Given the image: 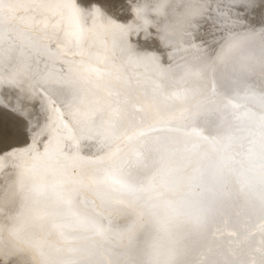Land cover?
Instances as JSON below:
<instances>
[{
  "label": "snow or ice",
  "instance_id": "snow-or-ice-1",
  "mask_svg": "<svg viewBox=\"0 0 264 264\" xmlns=\"http://www.w3.org/2000/svg\"><path fill=\"white\" fill-rule=\"evenodd\" d=\"M166 8L156 11L155 6L146 5L143 11L166 21ZM219 9V4L213 8V0H201L185 15V22L191 27ZM98 15L97 10L81 8L77 0H0V90L8 87L23 93L27 89L31 98H39L44 116L31 144L0 156V164H7L14 155L25 161L12 165L17 169L22 203L6 224L0 223V253L8 247L31 256L38 264H182L181 234L186 226L205 227L215 200L228 194L223 189L227 178L236 173L231 165L236 163L237 144L247 146L246 156L252 165L247 173H239L246 182L242 189L258 185L259 208L264 214V28L240 34L233 30L238 21H229L227 14L221 13L228 34L217 60L239 49L242 35L244 39L260 38L258 55L253 52L241 59L228 86L215 79L216 60L204 68L185 65L182 69L181 79H203L210 74V87L185 88L169 97L163 85H157L166 98L187 101L190 96H200L186 109L183 127L167 129L188 138L190 144L186 141L181 147L175 140L152 136L163 128L127 133L124 121L131 81L126 66L147 62L151 71L159 68L160 75L172 71L173 66L165 69L157 58L137 52L128 43L131 30L112 24L106 30L114 37L113 47L119 46L126 56L125 63H117L115 52L112 56L93 54L97 31L89 19L95 21ZM85 55H95L99 65L108 67L86 63ZM57 64L62 67L58 69ZM113 69L123 92L101 83ZM81 81L105 93L108 118L102 117L100 123L97 116L101 112L91 105L100 104L102 98L87 100L77 87ZM121 136L130 145L123 155L119 145L112 147ZM85 144H94L101 154H84ZM85 165L97 166L87 183ZM37 170L58 177L47 190L69 210L59 220L56 212L30 215L26 211L25 205L36 202L46 190L36 183ZM81 190L94 191L101 205L116 215L96 212L87 216L76 211Z\"/></svg>",
  "mask_w": 264,
  "mask_h": 264
},
{
  "label": "rangeland",
  "instance_id": "rangeland-1",
  "mask_svg": "<svg viewBox=\"0 0 264 264\" xmlns=\"http://www.w3.org/2000/svg\"><path fill=\"white\" fill-rule=\"evenodd\" d=\"M82 1V2H81ZM92 0H85L84 2H83V0H77V3L78 4H80L79 6L81 7V8H83V9H88V10H97L98 11V13H99V15H98V17L95 19V21H97V22H95V26H96V31H98L97 32V35H96V37H95V42L93 43V45H92V48H91V52L93 51V52H95L96 53V49H98V51L97 52H100V51H104V49H106L104 52H100V53H102V54H100L101 56H103V55H107V56H112V54H113V52L115 51L116 52V50H117V52L116 53H118L119 55H117L116 53H115V55H116V58H117V63L119 62V61H121V62H119V63H125V61H126V56H124V54L123 53H121V51H120V48H119V46H116L115 48L113 47V39H114V37H112L113 35L110 33V32H108L106 29L108 28V26H109V24H112V25H118V26H122L123 28H125L126 30L127 29H130L132 32V34H131V39H128V43H130L131 42V45L134 47V48H136L135 50L137 51V52H139V53H142L141 51H144L145 50V52H143V54H146V52H147V54L148 55H150V56H153L154 54H155V56H153V57H157V59H158V61H159V65L160 66H162L163 68H165V69H167L168 67H169V65H171V64H173L175 67H173V71L171 72H167L166 73V75L164 74V76L163 75H160L159 74V68L157 69L158 70V72H157V70L155 71V72H153V71H151L150 69H149V67H151L150 65H148V63L147 62H142V63H140V64H128L127 66H126V68H125V73H126V75H127V73L129 74V75H127V77L129 78V79H131L134 83H138L139 82V77H140V79H142L143 78V80H145L147 83H149L152 87H154V88H157V85L158 84H160V85H163V92L164 93H173V92H176V91H179V90H181V89H185V88H187V89H193V90H195V88L196 89H202V87H203V89L204 88H206V87H204V86H207V85H205L204 83L206 82V84H207V81H204V78L201 80V79H199L198 80V78L196 77V79L197 80H193L194 78L193 77H195V76H189L188 78H186V79H181V77H182V75H183V72H182V69H183V67L185 66V65H190L193 69H197V68H204L205 67V65H207V64H209V62H211V61H213V60H216V56H218V53H219V51H220V49H221V47L224 45V43L223 42H225V35L227 36V34H228V32H227V30H225L224 31V33L223 34H221V35H217L216 37H214V38H216V39H214L215 41V43L218 41V37H220L221 39H222V41H221V39H219V43L217 42L215 45H214V42L213 43H209V45L208 46H206V50L208 49V48H212L213 49V47H216L217 48V46L220 48H214L215 50H211V49H208L209 50V52L207 53L206 52V50H205V54L204 55H202L201 57H198V58H195V59H190L189 61H187V63H186V61L185 62H182L181 64H180V62L178 61L177 62V59L179 58V57H177V55H179V54H181V53H177L176 55H174V56H171V57H167L168 59L169 58H171L170 60H168V61H166V58L164 59L163 58V55H164V52H161V50H165L166 51V48H163L162 46H164V45H168L172 40H169V39H167V38H165V39H162L161 38V36H163V35H165V34H168V33H170V31L168 30L169 29V24H168V22H167V20L165 21L163 18H161V17H156V15L155 14H152V15H145V12L143 11L144 9H145V6L146 5H153V6H155L156 7V5H157V2H155V0H153L154 1V4H153V1L152 0H93L94 1V3L96 4V3H101L102 5H97L96 4V6H94L93 7V5L91 4V3H93V1L91 2ZM164 1H166V0H163V5H164V3L166 4V2H164ZM199 1V3L201 2V0H197V2ZM226 1V2H225ZM231 1H233V0H229V1H227V0H213V4H214V6H216L217 4H220L219 6H220V9H219V13H220V11H221V13L224 11V7L226 8L225 10L226 11H224L225 12V14H228L227 16H228V18H230L229 19V21H237V19H238V22L239 21H241V20H247V18H253L254 17V20L256 21L258 18H262V19H258L257 21H256V24H254L253 25V22H255L254 20H253V22L251 23L250 21H251V19L249 20H247V22H248V24L245 26L244 24L245 23H242V24H240V25H235V26H237L235 29H237L238 27L240 28L241 27V29H237L236 30V32H238L239 33V31H240V34H243V33H245V32H248L250 29H251V31H255V32H257L258 33V30H260L259 28H264V21H263V23L261 24V22H262V20L264 19V13H263V9H264V3L261 5V1H263L264 2V0H257L258 1V4L260 3V5H258L257 4V1L256 2H253L254 0H235V1H233V2H235V3H233V2H231ZM250 1V2H249ZM260 1V2H259ZM81 2V3H80ZM219 2V3H218ZM87 3V4H86ZM160 3H161V0H160ZM221 3H222V6H221ZM225 3H227V4H225ZM249 3V4H248ZM85 4V5H84ZM178 4V0H167V8L165 9V10H167L168 11V9H174L175 10V12L176 13H178V6L179 5H177ZM239 4V5H238ZM243 5V6H241V5ZM258 5L259 7L260 6H263L261 9V11L259 12L258 10H260V8H258V6H254V5ZM84 5V6H83ZM88 5V6H87ZM90 5V6H89ZM235 5H237V6H235ZM87 6V7H86ZM93 8H92V7ZM213 6V7H214ZM239 6V7H238ZM250 6V7H249ZM239 8V10L238 9H235V8ZM242 7L244 8L243 9V13H241V12H239V11H242ZM254 7V8H253ZM97 8V9H96ZM163 8H165V5H164V7ZM216 8V7H215ZM214 8V9H215ZM230 8V9H229ZM257 8V9H256ZM137 9H140L141 11H137ZM223 9V10H222ZM247 9H248V11H247ZM255 9V11H256V13H255V11H253ZM232 10H234V11H232ZM249 10H250V14H249ZM237 11V12H236ZM251 11H253L256 15L257 14H260L261 12V14H260V16L259 15H257V16H255V14L254 15H252V13H251ZM216 12V11H215ZM228 12V13H227ZM235 12V13H234ZM244 12L245 13H248V14H244ZM257 12H259V13H257ZM216 13H218V12H216ZM238 13V14H237ZM240 13L242 14V15H240ZM229 14H230V16H229ZM232 14H234V15H238V16H241V18L240 17H238V16H235V17H233V15ZM101 15V16H100ZM232 15V16H231ZM243 15H251V16H249V17H247L246 16V18L244 19V17H243ZM155 16V17H154ZM263 16V17H262ZM99 17L101 18L102 17V19L100 20L99 19ZM232 17V18H231ZM236 17H238V18H236ZM242 17H243V19H242ZM160 18V19H159ZM256 18V19H255ZM152 19H153V21H152ZM164 21H163V20ZM203 19H205L206 21H208L209 22V20H213L212 22V27H213V33L214 34H210L211 36H214V35H216L217 34V32H219V30H221V29H218V27H219V23L215 20V19H217V18H214V17H210V16H208V15H206L205 17H203V18H200L199 20L201 21V20H203ZM231 19H233V20H231ZM240 19V20H239ZM90 21H89V23L91 22V23H94V21L91 19V17H90V19H89ZM100 20V21H99ZM145 20H148V21H150V25H148V24H145ZM156 20V21H155ZM100 22H101V24H100ZM242 22V21H241ZM90 23V24H91ZM100 25H99V24ZM153 23V24H152ZM164 23V24H163ZM254 27V28H251V25ZM258 23V24H257ZM157 24V25H156ZM259 24H261L260 26H259ZM103 27H102V26ZM135 27H134V26ZM243 27H242V26ZM248 25H249V28H248ZM258 25V26H257ZM262 25H263V27H262ZM100 28H98V27ZM147 26V27H146ZM159 26V27H158ZM230 26V25H229ZM256 26L258 27V28H256ZM129 27H131V28H129ZM151 27V28H150ZM154 27V28H153ZM157 27V28H156ZM210 27V26H209ZM244 27H246V28H244ZM148 28V29H147ZM188 28V29H187ZM242 28H244V29H242ZM227 29V28H226ZM235 29H233V30H235ZM257 29V30H256ZM104 32H103V31ZM137 30V31H136ZM139 30V31H138ZM189 30V32H190V34L191 35H193L194 36V32H195V30L196 29H194V28H192V26L191 27H186L185 28V30H183V31H181V33L182 32H184V31H188ZM156 31H158V32H156ZM198 33H200V31L197 29L196 30ZM217 31V32H216ZM243 31V32H242ZM102 32V33H101ZM135 32V33H134ZM159 32H161V33H159ZM225 32H227V33H225ZM104 33V34H103ZM134 33V34H133ZM141 33V34H140ZM154 33H156V34H154ZM100 34V35H99ZM139 35V36H138ZM138 36V37H137ZM152 36H154V39L155 40H153V38H152ZM183 36H185V35H183ZM132 37H134V39L132 38ZM160 37V42H157L158 40V38ZM259 36L257 35L255 38H252V39H250V37H248V38H246V39H244L243 38V35H242V39L244 40V42H243V44H242V46L239 48V49H237V50H235L234 52H232L231 54H228V55H226V56H224L223 58H221V59H219V62L216 60V64H215V74L220 70V68H222V69H224V67L225 68H227L226 70H227V72L228 71H230L229 73H227V72H225L224 70H222V73L219 71L217 74H219V80H222L221 78H222V76H223V74L225 75L224 77H223V80L222 81H220V83L222 84V86H228L229 84H230V82H231V77L232 76H234V74H235V68L238 66V63H240L241 62V59L243 58V57H245V56H248L249 54H251V53H253V52H255V53H257V55H258V52H259V45H260V38H258ZM129 38H130V36H129ZM135 38H137V39H139V41H136L135 40ZM186 38H189L187 35H186ZM140 39H141V41H140ZM250 39V40H249ZM146 40H147V42L148 43H146ZM188 40H192L191 38L190 39H188ZM248 40V41H247ZM258 40H259V42H258ZM133 41V42H132ZM145 41V42H144ZM221 41V42H220ZM138 42H140V43H138ZM154 44H153V43ZM156 42V43H155ZM192 42V41H191ZM100 43V44H99ZM136 43L137 44H140V45H136ZM145 45H144V44ZM157 43H159V44H157ZM194 43V42H193ZM222 43V44H221ZM256 43H257V45H256ZM135 44V45H134ZM142 44V45H141ZM158 45L157 46V48H156V45ZM194 44H196V43H194ZM212 44H213V46H212ZM221 44V45H220ZM254 44V45H253ZM98 45V46H97ZM150 47H153L152 49H155V51L154 50H152V49H150L149 48V46ZM160 45V46H159ZM108 46H112V48L111 47H108ZM154 46H155V48H154ZM212 46V47H211ZM258 46V48H256ZM108 47V48H107ZM139 47V49H142L141 51H139V49H137ZM140 47H142V48H140ZM160 47V48H159ZM255 47V48H254ZM111 49V50H109L108 51V49ZM158 48H159V50H158ZM251 48V49H250ZM146 49H148V50H146ZM249 49V50H248ZM157 50V51H156ZM211 50V51H210ZM257 50H258V52H257ZM150 51V52H149ZM153 51V52H152ZM247 51V52H246ZM249 51V52H248ZM92 52V53H93ZM109 52V53H108ZM120 52V53H119ZM151 52H152V54H151ZM156 52V53H155ZM158 52V53H157ZM168 52V51H167ZM213 52H215L214 54L215 55H213L212 53ZM94 53V54H95ZM160 53V54H159ZM157 54H159V55H157ZM208 54H210V56L211 57H214V58H212V60H210L211 58H210V56L208 55ZM122 55V56H121ZM207 55H208V57H209V59L207 58ZM119 56H120V58H122V60L121 59H119ZM160 56V57H159ZM206 56V57H205ZM174 57H177L176 59H174ZM181 57V56H180ZM125 58V59H124ZM226 58V60H228V61H230L231 62V64L229 63L228 64V66H232V68H231V66H230V70L228 69V66H227V63H226V60H223L222 61V59H225ZM231 58H233V59H231ZM84 59H85V62L86 63H92V64H98V61L96 60V58H95V55H93L92 57H89V56H87V55H85V57H84ZM118 59H119V61H118ZM162 59V60H161ZM240 59V60H239ZM164 60V61H163ZM208 60V61H207ZM161 61V62H160ZM204 61V62H203ZM221 61V62H220ZM240 61V62H239ZM177 63V64H175V63ZM191 62V63H190ZM195 62V63H194ZM223 62H225V64L226 65H222V63ZM183 63H184V65H183ZM207 63V64H206ZM235 63L237 64V65H235ZM196 64V65H195ZM202 64V65H201ZM219 64H221L222 66H224V67H222L221 65H219ZM235 65V67L233 66V65ZM172 65V66H173ZM176 65H180V68L178 69V68H176ZM195 65V66H194ZM98 66H100V67H108V65H99L98 64ZM183 66V67H182ZM219 66H220V68H219ZM32 67H35V65H32ZM40 67H41V69L43 70L44 69V62H43V60H41V64H40ZM56 67L59 69L60 67H62V65H60V64H57L56 65ZM137 67H138V70H136L137 69ZM144 67V68H143ZM218 67V68H217ZM133 68V69H132ZM142 68V69H141ZM148 68V69H147ZM234 68V69H233ZM177 69V70H176ZM181 69V70H180ZM233 69V70H232ZM133 70V71H132ZM141 70H142V72H144L143 74H142V72H141ZM136 71V72H135ZM233 71V72H232ZM149 72H150V74H149ZM157 72V73H156ZM176 74H174V73ZM178 72V73H177ZM223 72H225V73H223ZM133 74V76H132V74ZM148 73V74H147ZM172 73V74H171ZM182 73V74H181ZM227 73V74H226ZM134 74H135V76H134ZM136 74H137V76H136ZM140 74H142V76H140ZM153 74H156V75H158V76H156V75H153ZM179 74V75H178ZM216 74V76L218 77V75ZM115 75H116V72H115V70L113 69L112 70V75L111 76H106L102 81H101V83H114V82H117L116 80H115ZM131 75V76H130ZM148 77H147V76ZM151 75V77H149ZM172 75H174V77L172 76ZM232 75V76H231ZM154 76H156L155 78H154ZM167 76V77H166ZM215 76V78H217ZM258 76H259V73H257V77L255 78L257 81H256V83L258 82V80H259V78H258ZM142 77V78H141ZM145 77V78H144ZM163 77V78H162ZM165 77V78H164ZM191 77V78H190ZM230 77V78H229ZM159 78H161V79H159ZM189 78H190V80H191V82H190V80H189ZM193 78V79H192ZM157 79H159V81L157 80ZM173 79V80H172ZM152 80V81H151ZM154 80V81H153ZM156 80V81H155ZM167 80L169 81V82H167ZM178 80V81H177ZM183 80V81H182ZM187 80V81H186ZM193 80V81H192ZM228 80V81H227ZM165 83H163V82ZM181 81V82H180ZM198 81H200L201 82V84H200V86H198V88H197V85H199V83L197 84V82ZM210 81H211V79H210ZM146 82H144V83H146ZM152 82V83H151ZM153 82H154V84H153ZM162 82V83H161ZM173 82V83H172ZM204 82V83H203ZM223 82H224V84H223ZM260 82V81H259ZM259 82L257 83V84H259ZM156 83V84H155ZM174 83H175V86H174ZM194 83H196L195 85H194ZM203 83V84H202ZM218 84H220L219 82H217ZM228 83V84H227ZM181 84V85H180ZM155 85V86H154ZM185 85V86H184ZM194 85V86H193ZM208 87H210V82L208 83ZM191 86V87H190ZM77 87L79 88V89H81V91H82V94H84V95H87L88 93H89V91L91 90V89H94L93 88V86L91 85V84H89V83H87V82H84V81H81L80 83H78L77 84ZM181 87V88H180ZM8 88V87H7ZM117 88H122V90H123V85H120L119 87H117ZM116 88V89H117ZM167 88V89H166ZM3 89H5L6 90V88H3ZM8 90H9V88H8ZM7 90V91H8ZM96 90V89H95ZM159 90V89H158ZM7 91H4V90H1V93H2V95L4 94L3 92H7ZM11 91H12V93H11ZM161 91V90H160ZM0 93V94H1ZM8 93V92H7ZM6 93V94H7ZM11 93V96L9 97L8 95ZM161 93V92H160ZM6 94H4L5 96H6ZM9 94L7 95L8 96V98H10L9 99V101H11V102H9V101H6V99H7V96H6V98L4 97V95H3V97H1V98H3L2 100L0 99V101H2V103H0V109L1 110H3V111H5V115L7 116V113L6 112H9V113H13L14 115L16 114L17 115V113L19 114V118H17L18 120L20 119V118H23V116H24V120H26V119H28V120H26L27 121V126L25 127V130H23L22 129V131L19 129V127H13V125L12 124H10V125H8L4 120H2V119H0V134H3L2 132L4 131V130H7V129H11V130H13V132L12 133H8V132H6V134L5 135H2V137L0 138V156H3L5 153H9V152H12L13 150H19V149H24V148H26L29 144H31L32 143V140H33V133L34 132H37L38 130H39V127H40V125L43 123V119H44V116H43V114L41 113V111H40V100H39V98H35V99H33V98H31V96H30V94L27 92V89H25V91L23 92V93H21V91H20V89H13V88H10V92H9ZM170 94H168V96L170 97ZM163 97L164 98H166V96L165 95H163ZM192 98H193V96H191V99H190V97L188 98L189 99V101H192ZM197 98H198V96H196L194 99H195V101H194V99H193V101L196 103L198 100H199V98H198V100H197ZM169 100H171V102H169V100H168V102H167V99H162V101H160V104L159 105H157V106H151V108L150 107H148L147 108V112H146V114H145V112H144V114L141 116V118H140V123L141 124H139V122L138 123H134V125H135V130H133L131 127H133V126H130V129L128 128V127H126L127 128V133L128 134H130L131 132H133V131H136L137 129H140V128H148V127H158V128H164L165 130H163V131H160V132H156V133H152V136H160V137H166V138H169V139H172V140H175L176 142H177V144H178V146H181V144L182 143H185L186 141H188V138L186 139L185 138V136L183 135V133L182 132H180V131H168L167 129L168 128H172V129H176V128H182L183 127V124H184V121H183V116H184V114H185V110L186 109H189V107L191 108L192 107V105H194V102L192 101L191 102V104H189L188 102V100H187V102L185 101H182V100H174V99H170V98H168ZM6 102H5V101ZM8 100V99H7ZM113 101L115 100V99H112ZM172 101H173V103L174 102H176V103H178L179 105L181 104V102H182V104L181 105H183V106H181L180 105V107H178L177 106V104L175 103V104H173L172 103ZM171 103H172V105L173 106H175L174 108H176V111H181V109L182 110H184V111H181V112H176L175 111V113H177L178 115H181V118H177L178 116L177 115H174V109L172 108V105H171ZM188 103V104H187ZM193 103V104H192ZM184 104H186L185 106H184ZM164 105V106H163ZM113 106H114V104H113ZM159 106V107H158ZM161 106V107H160ZM167 106V107H166ZM169 106V107H168ZM17 107H19V108H21V111H16L15 109L17 108ZM126 107H128V105H126ZM132 107V105H130L129 107H128V109H130ZM152 107L154 108V107H156L155 109H152ZM182 107V108H181ZM185 107V108H184ZM187 107V108H186ZM95 108L96 109H99L100 110V112H101V115H98V117H100L99 119H101L102 117L104 118V119H106L107 117H108V106H107V104H105V106L103 107V106H95ZM181 108V109H180ZM150 109V112H152L153 110H155V111H153L154 113L153 114H151V113H149V110ZM152 109V110H151ZM164 109V110H163ZM169 109H172L171 111L169 110ZM177 109H180V110H177ZM14 110H15V113H14ZM135 110H136V108H135ZM161 110V111H160ZM156 111L158 112L157 114H156ZM17 112V113H16ZM20 112H21V114H20ZM24 112H26V114L24 113ZM182 112H183V114H182ZM27 113L30 115V116H27ZM167 113H168V115H167ZM170 113V114H169ZM40 114H42V115H40ZM103 114H105L104 116H103ZM173 114V115H172ZM15 115V117H17ZM39 115H40V119H38L39 118ZM36 116H38V117H36ZM41 116H43V118H41ZM25 117H26V119H25ZM33 117H36L37 118V120H36V118H33ZM32 119H34L33 121H32ZM126 119V118H125ZM22 120V119H21ZM25 121V122H26ZM29 121V122H28ZM178 123V124H177ZM124 124H126V122L124 121ZM138 124V125H137ZM181 124V125H180ZM137 125V126H136ZM169 125V126H168ZM139 126V127H138ZM10 132V131H9ZM5 133V132H4ZM7 133H8V135H7ZM9 134H11V135H13L12 137H10L11 135H9ZM4 137V138H3ZM124 137L123 136H121V139H120V141H118L116 144H113L112 145V147L113 148H115V147H117V145H119L120 147H121V149H122V152H121V155H123V153H124V151H127V149L130 147V145H126L125 143H124V139H123ZM186 139V141L185 142H183L185 139ZM40 139H43V138H40ZM189 143V142H188ZM190 144V143H189ZM94 145V144H93ZM93 145H90V147L91 148H89V147H87L88 146V144L86 145V146H84V154H86V155H92V154H95V155H100L101 153H99V152H96V148H94V147H96L95 145L93 146ZM182 145H184V144H182ZM238 145V144H237ZM93 146V147H92ZM41 147H42V145H41ZM238 147V146H237ZM236 147V148H237ZM246 145L244 146V148L242 147V148H237L238 149V151H239V149L242 151V154H239V152H238V154L235 156V158L236 157H238L237 159H235V160H237V163L239 162V165L240 166H242L244 163L246 164H244V167H240L239 165H237V164H232L231 166L233 167V168H235L236 170L238 169V171H236L237 173H233L234 174V176L235 177H233L232 178V175H231V178H227V182L228 181H230V180H232V181H234L233 183H232V187H234V185H235V187L237 186V191L238 190H240L241 189V191H243L242 193H240V194H244V193H246L247 194V192H248V194H249V191H252V189H253V191H252V195H254V196H257L256 198H258V186H256L255 188H251V190H249V188L250 187H248V186H246V188L244 187L243 189H242V187L240 188V187H238L239 186V184H245L246 182H244L243 183V181H244V179H242L241 177H240V179H238L239 178V176H237L238 175V173H240L241 172V170H243L244 171V173H247L248 172V170L250 169V165L248 166V164L249 163H246V161H248L246 158H244L245 156H243V154H245L246 155V153L244 152V151H246L245 149H246ZM236 148H235V150H236ZM244 149V150H243ZM105 151H108V149H105ZM236 151H235V153H237ZM241 153V152H240ZM241 156H243V157H241ZM239 157H241L240 159L242 160H240L239 159ZM243 159H245V160H243ZM239 160V161H238ZM245 161V162H244ZM25 161H24V158L23 157H21V156H18V155H14L12 158H11V160L7 163V164H0V208H2L3 209V212L2 213H0V220H2L3 221V223H5V220H6V222H7V220H8V217L9 216H11V215H14L19 209H20V206H21V203H22V198H21V196H20V194L17 192V186H16V181H17V169L16 168H14L12 165H18V164H20V163H24ZM244 162V163H243ZM27 163H30V162H27ZM241 163H243V164H241ZM54 165V164H53ZM52 165V166H53ZM239 166L240 168H238L237 166ZM236 166V167H235ZM252 166V165H251ZM54 167V166H53ZM97 166L96 165H85L84 166V177L86 176V177H88V175L91 173V171H92V169L93 168H96ZM247 167H249V168H247ZM244 168V169H243ZM246 168L248 169V170H246ZM39 171L40 170H37L35 173H34V175H35V178H36V183L39 181V182H43L44 181V183H48L49 185L53 182V181H51V180H55V179H57L58 177H56V176H54V177H52L53 176V174H48V173H50V172H46V171H40V172H43L44 174H45V172L49 175V177H50V179L48 180V177H45L46 175H44L43 173H41V174H39ZM242 171V172H243ZM237 174V175H236ZM45 177V178H43V176ZM47 175V176H48ZM236 176H237V180H243L241 183H238V181H236L235 182V179H236ZM52 177V178H51ZM38 178V179H37ZM55 178V179H54ZM235 178V179H234ZM88 181H85V183H87ZM254 183L253 184H255V181H253ZM238 183V184H237ZM229 184V187L227 186ZM242 184L240 185V186H242ZM227 185H226V187L224 188V191H226V192H228L229 191V189H230V191L228 192L229 194H230V192H231V190L233 189L232 187H230V185H231V182L229 183H227ZM227 187L229 188V189H227ZM234 187V191H232V195H234V196H237L238 195V197H236V199L238 198V200H239V197L240 198H242V195H240L237 191H236V193H235V190H236V188ZM248 187V188H247ZM245 189H247V190H245ZM254 189H255V191L257 190V192H255L254 191ZM228 190V191H227ZM48 192V190L46 189L45 190V192ZM85 192L87 193V194H93L94 195V198H95V201H96V203H91V204H93V206H95L97 209H98V211L99 212H107V211H109L110 209L109 208H107V207H105V206H102L101 205V201H100V199H99V197L94 193V191H91V190H85ZM234 192V193H233ZM254 192L255 193H257L256 195L254 194ZM238 193V194H237ZM228 194V195H229ZM235 194H237V195H235ZM250 194H251V192H250ZM228 195H225V196H223V197H226V196H228ZM231 195V196H232ZM240 195V196H239ZM230 196V195H229ZM2 197V198H1ZM233 197V196H232ZM18 200H19V204L17 205V202H18ZM237 200V204H240L239 202L240 201H238ZM259 202V201H258ZM57 204H59V206H57V207H52L49 203H46L43 199H42V197L40 196V197H38V198H36V202H28L26 205H25V208H26V211H27V213L28 214H43V213H45V212H56V213H59L60 215L59 216H57V219L59 220V219H61L62 218V216H64V215H66L68 212H69V210L63 205V204H61V203H59V202H57ZM229 204V203H228ZM231 204H233V203H230V205ZM53 208V210H51L50 208ZM228 207H230V206H228ZM240 207V206H239ZM75 210L76 211H78V212H80L82 215H87V216H89V207L87 206V203H84V202H81V201H77L76 200V204H75ZM264 214H262V216H263ZM264 218V216L263 217H261V220H259L258 221V223L260 224H257V227L258 226H260V227H258L257 229H256V231H258V233H257V235L259 234V236H258V238L260 237V235L262 234V235H264V225L263 226H261V224H263L264 222L262 221V219ZM264 220V219H263ZM122 221V220H121ZM260 221H262V222H260ZM0 223H1V221H0ZM263 227V228H262ZM259 229V230H258ZM261 229H263L262 231H261ZM260 232V233H259ZM74 235H87L86 233H74ZM262 237V236H261ZM260 237V238H261ZM55 237H53V239H54ZM259 238V239H260ZM262 241H264V238L263 239H261ZM261 240H259L258 241V244L260 245L261 243V247H262V245H264V242H260ZM259 246V247H260ZM259 247L257 248V249H259ZM260 247V248H261ZM264 247V246H263ZM262 249V248H261ZM259 250L258 251V253H260L261 252V254L263 255V258H264V251L263 250ZM264 249V248H263ZM4 250H8L6 247L4 248ZM3 250V251H4ZM257 251V250H256ZM263 251V252H262ZM15 253V254H14ZM21 253V252H20ZM17 254L18 255H20V256H17ZM24 254L22 253V254H19L18 253V251H17V253H16V251H14L13 252V250H12V254L11 255H9L8 257H10V258H4V260H3V258L2 257H4V256H2L1 254H0V264H1V262H3L2 264H9V262H11V264H12V262H13V260H14V263L13 264H21V262H23V264H24V262L25 263H27L26 262V260H25V258H24V256H23ZM12 256V257H11ZM258 256H260L261 257V255L260 254H258ZM263 258H261V259H263ZM1 259L3 260V261H1ZM7 260V262H5ZM9 260V261H8ZM23 260H25V261H23ZM16 261V262H15ZM20 261V262H19ZM259 264L261 263V261L262 260H260L259 259ZM19 262V263H18ZM258 262V261H257ZM256 262V263H257ZM253 264H256V263H254V262H252ZM37 264H38V261H37ZM258 264V263H257Z\"/></svg>",
  "mask_w": 264,
  "mask_h": 264
},
{
  "label": "bare ground",
  "instance_id": "bare-ground-1",
  "mask_svg": "<svg viewBox=\"0 0 264 264\" xmlns=\"http://www.w3.org/2000/svg\"><path fill=\"white\" fill-rule=\"evenodd\" d=\"M79 1V0H78ZM85 0H83V2H84ZM88 1V0H87ZM93 1V0H92ZM91 1V2H92ZM153 1V0H152ZM224 1V0H223ZM227 1H229V0H227ZM233 1H235V0H233ZM233 1H231V2H233ZM257 1V0H256ZM255 0L253 1V2H256ZM82 2V1H81ZM80 2V3H81ZM155 2H157V5H156V7L160 4V0H155ZM164 2H166V4H167V0L166 1H164ZM226 2V1H225ZM236 2V1H235ZM235 2H233V3H235ZM250 2V1H249ZM260 2V1H259ZM79 3V2H78ZM219 3V2H218ZM264 2L263 1H261V5L263 4ZM87 4V3H86ZM92 5H93V7L94 6H96V4L94 3V1H93V3H91ZM153 4H154V1H153ZM166 4L164 3V5L166 6ZM197 4H199V1L197 2V0H178V4L177 5H179L178 6V13H176L175 12V10L174 9H168V11H167V14H168V19H167V22H168V26H169V31H170V33H168V34H165V35H163V39H165V38H167V39H169V40H172L168 45H164V46H162L163 48H166V51L165 50H161V52H164V55H163V58L165 59L166 58V61H168V60H170L171 58H167V57H171V56H174V55H176L177 53H181V54H179V55H177V57H179L178 59H177V62L179 61L180 62V64L182 63V62H185L186 61V63H187V61H189L190 59L192 60V59H195V58H198V57H201L202 55H204L205 54V50H206V46H208L209 45V43H213L212 41L210 42H207V41H205L206 43H205V45L203 46V45H200V44H194L193 42H191L192 40H188V39H190V38H186V35L185 36H183L182 35V33H181V31H183V30H185V28L188 26L187 24H186V22H185V15L187 14V13H190L194 8H195V6L197 5ZM225 4H227V3H225ZM249 4V3H248ZM257 4H258V1H257ZM254 5V6H258V5H260V3L258 4V5ZM80 5V4H79ZM85 5V4H84ZM83 5V6H84ZM164 5H163V7H164ZM220 5V4H219ZM239 5V4H238ZM241 5V4H240ZM88 6V5H87ZM86 6V7H87ZM90 6V5H89ZM188 6H191V7H188ZM213 6H214V4H213ZM221 6H222V3H221ZM235 6H237V5H235ZM241 6H243V5H241ZM92 7V6H91ZM92 7V8H93ZM97 7V6H96ZM216 6H214L213 8H215ZM239 7V6H238ZM244 7V6H243ZM242 7V11H239V12H241V13H243V9L245 8H243ZM250 7V6H249ZM261 8L263 7V6H260ZM259 6H258V8H260ZM227 8V7H226ZM225 7H224V11H226L225 9H226ZM235 8V7H234ZM254 8V7H253ZM260 8V10H258L259 12L262 10ZM97 9V8H96ZM230 9V8H229ZM235 9H238L239 10V8H235ZM246 9V8H245ZM257 9V8H256ZM221 10V9H220ZM223 10V9H222ZM222 12V13H225V12ZM232 11H234V10H232ZM247 11H248V9H247ZM253 11H255V9L253 10ZM253 11H251V13H252V15H254L255 13H256V11H255V13L253 12ZM263 11V13H264V9L262 10ZM217 12V11H216ZM215 11H212L211 12V14L210 15H208V16H210V17H214V18H217V19H215L218 23H219V27H218V29H221V30H219V33H217L216 35H214V36H209L210 34H213V27H212V21L213 20H209V22L208 21H206L205 19H203V20H197L196 22H195V24L198 26V27H193L194 29H198L199 31H200V33H198L197 31H195L194 33V36H196L199 40H205V39H208V38H210V37H213V40L214 39H216V38H214V37H216L217 35H221V34H223L224 33V31L225 30H227L226 29V27H225V25H224V20H223V17L221 16V11H220V13L218 12V13H216ZM237 12V11H236ZM259 12H257V13H259ZM100 13V12H99ZM228 13V12H227ZM235 13V12H234ZM240 13V15H242ZM254 13V14H253ZM262 13V12H261ZM260 13V14H261ZM238 14V13H237ZM234 15V14H232L233 15V17H235V16H238V15ZM244 14H248V13H245L244 12ZM249 14H250V10H249ZM260 14H257V15H259L260 16ZM228 15V14H227ZM231 15V16H232ZM256 14H255V16H257ZM101 16V15H100ZM229 16H230V14H229ZM245 15H243V17H244ZM247 17H249V16H251V15H246ZM246 16L244 17V19L246 18ZM98 17V16H97ZM155 17V16H154ZM157 17V16H156ZM238 17H240L241 18V16H238ZM238 17H236V18H238ZM243 17H242V19H243ZM258 17V16H257ZM263 17V16H262ZM232 18V17H231ZM99 19L101 20L102 19V17L100 18L99 17ZM160 19V18H159ZM228 19H230V18H228ZM250 20L251 19V23L253 22V20H254V17L252 18H247V20ZM256 19V18H255ZM258 19H262L261 17L260 18H258ZM257 19V20H258ZM99 20V21H100ZM163 20V19H162ZM231 20H233V19H231ZM240 20V19H239ZM247 20H246V23L248 24V22H247ZM256 20V21H257ZM90 21V20H89ZM98 21V20H97ZM97 21H94V23L95 22H97ZM152 21H153V19H152ZM156 21V20H155ZM164 21V20H163ZM237 21H238V19H237ZM242 22H243V20H241ZM241 21H239V22H241ZM245 21V20H244ZM255 21V20H254ZM256 21L255 22H253V25L254 24H256ZM263 21H264V19L262 20V22H261V24L263 23ZM206 24H205V23ZM91 23V22H90ZM244 24L245 26L247 25V24ZM99 24V23H98ZM100 24H101V22H100ZM99 24V25H100ZM153 24V23H152ZM164 24V23H163ZM203 24H205V25H203ZM250 24V23H249ZM258 24V23H257ZM261 24H259V26L261 25ZM148 25H150V24H148ZM157 25V24H156ZM237 25V24H236ZM238 25H240V24H238ZM251 25V24H250ZM264 25V24H263ZM263 25H262V27H263ZM102 26V25H101ZM134 26V25H133ZM194 26V25H193ZM210 26V27H209ZM231 26V25H230ZM242 26V25H241ZM255 26V25H254ZM258 26V25H257ZM256 26V28H258ZM98 27V26H97ZM103 27V26H102ZM135 27V26H134ZM147 27V26H146ZM159 27V26H158ZM237 26H235V28H236ZM243 27V26H242ZM247 27V26H246ZM246 27H244V28H246ZM99 28V27H98ZM101 28V27H100ZM99 28V29H100ZM129 28H131V27H129ZM151 28V27H150ZM154 28V27H153ZM157 28V27H156ZM234 28V29H235ZM244 28H242V29H244ZM248 28H249V25H248ZM251 28H254L252 25H251ZM97 29V28H96ZM102 29V28H101ZM148 29V28H147ZM188 29V28H187ZM237 29H241V27L239 28H237ZM237 29H235L234 31H236ZM259 29H261V28H259ZM127 30H129V29H127ZM251 30V29H250ZM249 30V31H250ZM257 30V29H256ZM103 31V30H102ZM137 31V30H136ZM139 31V30H138ZM241 31V30H240ZM240 31H239V33H240ZM98 32V31H97ZM104 32V31H103ZM132 32V31H131ZM156 32H158V31H156ZM243 32V31H242ZM258 32H259V30H258ZM102 33V32H101ZM135 33V32H134ZM133 33V34H134ZM159 33H161V32H159ZM225 33H227V32H225ZM104 34V33H103ZM132 34V33H131ZM141 34V33H140ZM154 34H156V33H154ZM100 35V34H99ZM139 36V35H138ZM137 36V37H138ZM113 37V36H112ZM162 37V36H161ZM225 37H226V35H225ZM133 39H134V37H132ZM152 38H153V40H155L154 39V36H152ZM219 39H221L220 37H218ZM259 38V37H258ZM128 39H131V35H130V38L128 37ZM137 38H135V40H136ZM219 39H218V43H219ZM250 39H252L251 37H250ZM249 39V40H250ZM158 41L157 42H160V37L157 39ZM217 40V39H216ZM225 40V39H224ZM136 41H139V39H137ZM140 41H141V39H140ZM221 41H222V39H221ZM220 41V42H221ZM248 41V40H247ZM133 42V41H132ZM142 42V41H141ZM145 42V41H144ZM216 42V43H217ZM258 42H259V40H258ZM138 43H140V42H138ZM146 43H148L147 42V40H146ZM145 43V44H146ZM153 43V42H152ZM156 43V42H155ZM215 42H214V45L216 44ZM224 43V42H223ZM100 44V43H99ZM129 44H131V42L129 43ZM144 44V43H143ZM144 44V45H145ZM154 44V43H153ZM157 44H159V43H157ZM222 44V43H221ZM220 44V45H221ZM135 45V44H134ZM136 45H140V44H137L136 43ZM142 45V44H141ZM156 45V44H155ZM217 45V44H216ZM215 45V46H216ZM254 45V44H253ZM256 45H257V43H256ZM98 46V45H97ZM149 46V45H148ZM157 46L158 45H156V48H157ZM160 46V45H159ZM192 46V47H191ZM212 46H213V44H212ZM211 46V47H212ZM219 46V45H218ZM217 46V48H219ZM108 47H111L112 48V46H108ZM107 47V48H108ZM187 47V49H185ZM115 48V47H114ZM117 48V47H116ZM140 48H142V47H140ZM149 48L150 49H152L153 47H150L149 46ZM154 48H155V46H154ZM155 48V49H156ZM160 48V47H159ZM159 48H158V50H159ZM214 48H216V47H213V49L212 48H208V49H211L212 51L213 50H215ZM216 48V49H217ZM255 48V47H254ZM256 48H258V46L256 47ZM134 49H136V48H134ZM137 49H139V47L137 48ZM155 49H152V50H154L155 51ZM172 49V50H171ZM206 50V52L208 51L209 52V50ZM220 49V48H219ZM241 49V48H240ZM251 49V48H250ZM106 49H104V51H105ZM109 50H111L110 48L108 49V51ZM142 49H139V51H141ZM146 50H148V49H146ZM210 50V51H211ZM221 50V49H220ZM249 50V49H248ZM259 50V49H258ZM258 50H257V52H258ZM97 51H98V49H96V53H97ZM104 51H100V52H104ZM112 51V50H111ZM157 51V50H156ZM160 51V50H159ZM168 51V52H167ZM93 52V51H92ZM99 52V53H100ZM106 52V51H105ZM113 52V51H112ZM115 52V51H114ZM116 52H117V50H116ZM115 52V53H116ZM142 53L143 52H145V50L144 51H141ZM148 52V51H147ZM147 52H146V54H147ZM150 52V51H149ZM153 52V51H152ZM152 52H151V54H152ZM207 52V53H208ZM247 52V51H246ZM249 52V51H248ZM95 52H93V54H94ZM109 53V52H108ZM120 53V52H119ZM156 53V52H155ZM158 53V52H157ZM210 53V52H209ZM215 52H213L212 54L213 55H215L214 54ZM219 53H220V51H219ZM218 53V54H219ZM100 54H102V53H100ZM117 55H119L118 53H116ZM160 54V53H159ZM159 54H157V55H159ZM257 54V53H256ZM209 56H210V54H208ZM208 55H207V58L209 59V57H208ZM104 56V55H103ZM122 56V55H121ZM125 56V55H124ZM153 56H155V54L153 55ZM181 56V57H180ZM212 56V55H211ZM210 56V60H212V58H214V57H211ZM160 57V56H159ZM177 57H174V59H176ZM206 57V56H205ZM217 57V56H216ZM157 58V57H156ZM119 59H121L122 60V58H120V56H119ZM119 59H118V61H119ZM125 59V58H124ZM231 59H233V58H231ZM162 60V59H161ZM217 60V59H216ZM223 60H226V58L225 59H222V61ZM229 60V59H228ZM228 60H226V63H227V66H228V64L230 63L231 64V62L230 61H228ZM240 60V59H239ZM164 61V60H163ZM208 61V60H207ZM218 62H219V60H217ZM119 62H121V61H119ZM118 62V63H119ZM161 62V61H160ZM204 62V61H203ZM221 62V61H220ZM240 62V61H239ZM175 63V62H174ZM191 63V62H190ZM195 63V62H194ZM210 63V62H209ZM175 64H177V63H175ZM207 64V63H206ZM226 65L225 64V62H223L222 63V65ZM239 64V63H238ZM171 65H173V64H171ZM183 65H184V63H183ZM196 65V64H195ZM194 65V66H195ZM202 65V64H201ZM219 65H221V64H219ZM221 65V66H222ZM233 65V64H232ZM235 65H237L236 63H235ZM235 65H233L234 67H235ZM129 66V65H128ZM177 66V65H176ZM180 66V65H179ZM231 66V65H230ZM230 66H228V69L230 68ZM173 67H175L174 65H173ZM183 67V66H182ZM193 67V66H192ZM222 67H224V66H222ZM144 68V67H143ZM176 68H180V67H176ZM216 68V67H215ZM218 68V67H217ZM219 68H220V66H219ZM231 68H232V66H231ZM133 69V68H132ZM142 69V68H141ZM148 69V68H147ZM149 69H150V67H149ZM227 68H225L224 67V69H222V68H220V72L222 73V70H226ZM234 69V68H233ZM232 69V70H233ZM136 70H138V67H137V69ZM177 70V69H176ZM181 70V69H180ZM230 70V69H229ZM133 71V70H132ZM173 71V70H172ZM171 71V72H172ZM218 71V72H219ZM126 72V71H125ZM136 72V71H135ZM141 72H142V70H141ZM157 72H158V70H157ZM156 72V73H157ZM217 72V73H218ZM225 72H227V70L225 71ZM225 72H223V73H225ZM230 71H228L227 73H229ZM233 72V71H232ZM144 72H142V74H143ZM174 73V72H173ZM178 73V72H177ZM216 73V74H217ZM226 73V74H227ZM258 73V72H257ZM132 74V73H131ZM142 74H140V76H142ZM148 74V73H147ZM149 74H150V72H149ZM172 74V73H171ZM175 74V73H174ZM182 74V73H181ZM216 74H215V76H216ZM127 75H129L128 73H127ZM153 75H156V74H153ZM166 75V74H165ZM176 75V74H175ZM179 75V74H178ZM218 75V77L217 78H215L216 79V81L217 82H219L220 83V81H222L223 80V77L225 76L224 74H223V76H222V80H219L218 78L220 77L219 76V74H217ZM131 76V75H130ZM132 76H133V74H132ZM134 76H135V74H134ZM136 76H137V74H136ZM147 76V75H146ZM156 76H158V75H156ZM156 76H154V78L156 77ZM164 76V75H163ZM173 77H174V75H172ZM232 76V75H231ZM148 77V76H147ZM149 77H151V75L149 76ZM167 77V76H166ZM142 78V77H141ZM145 78V77H144ZM163 78V77H162ZM165 78V77H164ZM191 78V77H190ZM190 78H189V80H190ZM194 78V79H193ZM192 79L193 80H197L196 79V77H193ZM212 77H211V75L210 74H208V75H206L205 77H204V81H207V84H206V82L204 83L205 85H207V86H204V87H208L209 85H208V83L210 82V79H211ZM230 78V77H229ZM231 78H233V76L231 77ZM258 78H259V76H258ZM159 79H161V78H159ZM159 79H157L158 81H159ZM130 81H131V85H130V88H129V95H130V97H131V100H130V102H129V104H128V107L130 106V105H132V107L130 108V109H128V107H126V110H127V116H126V119H125V122H126V124H124V127L126 128V127H128L129 129H130V126H133V127H131L133 130H135V125H134V123L136 124V123H138L139 122V124H141L140 123V118H141V116L144 114V112H145V114H146V112H147V108L148 107H150L151 108V106H157V105H159L160 104V101H162V99L164 100V99H167V102H168V98H164L163 97V94H161L160 92V89L158 90V88H154V87H152L149 83H147L145 80H143V78L142 79H140V77H139V82L138 83H134L131 79H129ZM162 80V79H161ZM173 80V79H172ZM192 80V81H193ZM199 80V79H198ZM202 80V79H201ZM152 81V80H151ZM154 81V80H153ZM156 81V80H155ZM178 81V80H177ZM183 81V80H182ZM187 81V80H186ZM203 81V80H202ZM228 81V80H227ZM257 81V80H256ZM144 82H146V83H144ZM163 82V81H162ZM161 82V83H162ZM167 82H169L168 80H167ZM181 82V81H180ZM190 82H191V80H190ZM258 82H259V80H258ZM257 82V83H258ZM152 83V82H151ZM164 83V82H163ZM173 83V82H172ZM192 83V82H191ZM199 83V85H197V88H198V86H200V84H201V82L200 81H198L197 82V84ZM202 83V84H203ZM103 85H104V87L105 88H107V89H110V90H112V91H121V92H123V90H122V88H117V87H119L120 85H122L121 83H118V82H114V83H102ZM153 84H154V82H153ZM156 84V83H155ZM165 84V83H164ZM196 83H194V85H195ZM223 84H224V82H223ZM226 84V83H225ZM224 84V85H225ZM228 84V83H227ZM181 85V84H180ZM193 85V86H194ZM220 85H222L221 83H220ZM155 86V85H154ZM174 86H175V83H174ZM185 86V85H184ZM191 87V86H190ZM6 88V90L5 89H2V90H4V91H7L8 90V88L7 87H5ZM117 88V89H116ZM181 88V87H180ZM167 89V88H166ZM191 89V88H190ZM196 89V88H195ZM202 89H203V87H202ZM8 92V93H7ZM6 93L5 92H3L4 94H6V96L9 94V92H10V88H9V90L7 91ZM0 93H1V90H0ZM11 93H12V91H11ZM11 93L8 95L9 97L11 96ZM3 94V95H4ZM168 94H170V93H168ZM2 95V93L0 94V96ZM3 95L1 96V97H3ZM6 96L4 95V97L6 98ZM8 96H7V99H6V101H9V99L10 98H8ZM86 96V98H87V100H89V101H91V100H94L97 96H99V97H101L102 98V101H101V103L100 104H92L91 105V107L92 108H94V109H96L95 108V106L97 105V106H105V103L103 102V100H104V98H105V93H104V91H102V90H95V89H91L90 91H89V93L87 94V95H85ZM196 96H198V98L200 97L199 95H193V98H192V101H193V99L196 97ZM0 97V99L2 100L3 98H1ZM122 98V97H121ZM198 98H197V100H198ZM111 99H115L114 97L113 98H111ZM171 99V98H170ZM190 99H191V96H190ZM200 99V98H199ZM5 101V100H4ZM5 101V102H6ZM188 101H189V99H188ZM192 101H189L188 103L189 104H191V102ZM194 101H195V99H194ZM193 101V102H194ZM9 102H11V101H9ZM169 102H171V100H169ZM177 102V101H176ZM176 102H174L173 103V101H172V103L173 104H175ZM185 102V101H184ZM187 102V101H186ZM172 103H171V105H172ZM187 103V104H188ZM177 104V106L178 107H180V105L182 104V102H181V104L179 105L178 103H176ZM193 104V103H192ZM194 104H195V102H194ZM186 104H184V106H185ZM164 106V105H163ZM181 106H183V105H181ZM159 107V106H158ZM161 107V106H160ZM167 107V106H166ZM169 107V106H168ZM175 106H173L172 105V108L174 109V115H177L178 117L177 118H181V115H178L177 113H175V111H176V108H174ZM1 108V107H0ZM135 108H136V110H135ZM156 107H152V109H155ZM182 108V107H181ZM180 108V109H181ZM185 108V107H184ZM187 108V107H186ZM190 108V107H189ZM137 109H140L139 111L137 110ZM151 109V110H152ZM180 109H177V110H180ZM164 110V109H163ZM170 111L172 110V109H169ZM149 111V113H151V114H153L154 112L153 111H155V110H153L152 112H150V109L148 110ZM161 111V110H160ZM173 111V110H172ZM171 111V112H172ZM181 111H184V110H182L181 109ZM181 111H179V112H181ZM186 111V110H185ZM14 112H15V110H14ZM176 112H178V111H176ZM178 112V113H179ZM5 113V111H3V110H1L0 109V116H2L3 117V119H2V117H0V119H2V120H4L5 122H7V124L8 125H10V124H12L13 125V127H19V129L22 131V129L23 130H25V127L27 126V121L26 120H28V119H26V117H25V119L26 120H24L23 118H24V116H23V118H20L19 120L17 119V118H19L20 116H19V114L17 113V117H15V115L13 114V113H9V112H6L7 113V116L4 114ZM25 114H26V112H24ZM158 112L156 111V114H157ZM20 114H21V112H20ZM144 114V115H145ZM170 114V113H169ZM182 114H183V112H182ZM40 115H42V114H40ZM40 115H39V118L38 119H40ZM105 114H103V116H104ZM167 115H168V113H167ZM173 115V114H172ZM27 116H30L28 113H27ZM36 117H38V116H36ZM36 117H33V118H36ZM41 118H43V116H41ZM100 117H98L97 116V123H100V121H101V119H99ZM108 118V117H107ZM106 118V119H107ZM22 119V120H21ZM34 119H32V121H33ZM36 120H37V118H36ZM26 121V122H25ZM29 122V121H28ZM178 124V123H177ZM138 125V124H137ZM136 125V126H137ZM181 125V124H180ZM169 126V125H168ZM135 127V128H134ZM139 127V126H138ZM128 129V130H129ZM164 129V128H163ZM126 130H127V128H126ZM127 130V131H128ZM23 132V131H22ZM186 138V137H185ZM184 138V139H185ZM124 139V138H123ZM187 139V138H186ZM186 139L183 141V142H185L186 141ZM189 143H190V141H188ZM182 144H185V143H182ZM181 144V147H183L184 145H182ZM87 144H85L84 146H86ZM90 145H93V144H88V146L87 147H89V148H91L90 147ZM94 146V145H93ZM92 146V147H93ZM239 147V148H242V147H240L239 146V144L238 145H236L235 146V148L236 147ZM237 147V148H238ZM94 148H96V147H94ZM236 148V152L238 151V149ZM244 148V147H243ZM86 149V148H85ZM84 149V150H85ZM244 150V149H243ZM246 150V149H245ZM241 153H240V152ZM239 154H242V151L239 149ZM238 152H237V154H238ZM245 153H246V151H244ZM236 154V155H237ZM238 154V155H239ZM243 156H245L244 158H246L247 159V156L245 155V154H243ZM243 156H241V157H243ZM241 157H239V159L241 158ZM238 157H236L235 159H237ZM241 160V159H240ZM243 160H245V159H243ZM248 160V159H247ZM239 161V160H238ZM242 161V160H241ZM245 162V161H244ZM243 162V163H244ZM243 163H241V164H243ZM246 163H249L248 161H246ZM235 164H237V165H239V162L237 163V160H236V163ZM245 164V163H244ZM244 164L242 165V166H240V167H244ZM236 165V166H237ZM246 165V164H245ZM250 165V168L252 167L251 166V164L249 163L248 164V166ZM54 167H55V165H53ZM235 166V167H236ZM239 166H237L238 168H240ZM247 168H249V167H247ZM246 168V170H248ZM244 169V168H243ZM41 171V170H40ZM39 171V174H41V173H43V172H40ZM43 171V170H42ZM236 171H238V169L236 170ZM240 171V170H239ZM238 171V172H239ZM243 170H241V172H242ZM240 172V173H241ZM244 172V171H243ZM237 173V172H236ZM44 174V173H43ZM47 173L45 172V174L44 175H46ZM48 174H52L51 172L50 173H48ZM47 174V175H48ZM45 176V177H48V180L50 179V177H49V175L48 176ZM237 175V174H236ZM43 176V175H42ZM87 176V175H86ZM84 177V180L85 181H88V177ZM237 176H239V178L238 179H240V175H239V173H238V175ZM237 176H236V179H235V182L236 181H238V183H241L243 180V178L241 179V180H237ZM44 176H43V178H45ZM52 177H54V175L52 176ZM51 177V178H52ZM233 177H235L234 176V174H232V178ZM229 178H231V175H230V177ZM228 178V179H229ZM38 179V178H37ZM55 179V178H54ZM233 180V179H232ZM232 180H230V181H228L229 183L231 182V185H230V187H232V183L234 182V181H232ZM51 181H54V180H51ZM227 182V183H228ZM245 181H243V183H244ZM49 183V182H48ZM48 183H44V181L43 182H37V184L38 185H40V186H43V187H45V189H47V185H49ZM237 183V184H238ZM254 183V182H253ZM234 184V183H233ZM242 184V183H241ZM241 184H239V186L238 187H242V186H240ZM228 187H229V184L227 185ZM256 186H258V185H256ZM227 187V189H229ZM234 187H235V185H234ZM234 187H232L233 189L231 190V192H230V194L228 193L229 191H230V189H229V191L227 192L228 194V196H226V197H223V196H225V195H221V196H219L216 200H215V202H214V204H213V206H212V210H211V212L209 213V219H208V223H207V225L205 226V227H202V228H197V227H193V226H186L185 227V230L182 232V234H181V245H182V255H181V260H182V264H253L252 262H254V263H256L257 261V263L259 264V259L260 260H262L261 258H263V255L261 254V252L260 253H258V251L261 249V250H263L264 251V245H262V247L258 244V241L259 240H261V239H263L264 238V235H260V239L258 238V236H259V234L257 235V233H258V231H256V229L258 228V227H260V226H258L257 227V224H259L258 223V221L259 220H261V217H263L262 216V213L260 212V208H259V202H258V198H256L257 196H254V195H252L253 193H252V191H253V189H252V191H249V194H248V192H247V194L246 193H244V194H240V193H242L243 191H241V189L240 190H238L237 191V186L235 187L236 188V190H235V193H236V191L240 194V195H242V198H240L239 197V200H238V198L236 199V197H238V193L237 194H235V195H237V196H234V195H232V191H234ZM245 188H246V186H245ZM248 188V187H247ZM257 188V187H256ZM255 188V189H256ZM255 189H254V191H255ZM245 190H247V189H245ZM249 190H251V188H249ZM258 190V189H257ZM257 190L255 191V192H257ZM223 191H224V189H223ZM248 191V190H247ZM226 192V191H225ZM250 192H251V194H250ZM254 192V194L256 195L257 193H255ZM234 193V192H233ZM233 197H232V196ZM239 195V196H240ZM258 195V194H257ZM21 196V195H20ZM42 197V199L46 202V203H49L52 207H57V206H59V204H57V202L58 201H56V198H55V195L51 192V191H46L45 193H44V195L43 196H41ZM2 198V197H1ZM86 200L87 202H84V203H87V206L89 207V216H95V214H96V212H99L98 211V209L95 207V206H93V204H91V203H96V201H95V198H94V195L93 194H87L86 192H85V190H81V196L80 197H78L77 198V201H81V200ZM237 200L238 201H240L239 203L240 204H237ZM229 203V204H228ZM230 203H233V204H231L230 205ZM19 204V200H18V202H17V205ZM228 206H230V207H228ZM240 206V207H239ZM50 208V207H49ZM51 210H53V208H50ZM101 214H103V215H108V214H112L113 216H115L116 215V213L115 212H112V210H109V211H107V212H100ZM264 219V218H263ZM262 219V221L264 222V220ZM3 220V219H2ZM2 220H0L1 221V223H3V221ZM262 221H260V222H262ZM121 223L123 222V221H120ZM7 222H6V220H5V224H6ZM260 225V224H259ZM264 225V223L263 224H261V226H263ZM264 227V226H263ZM262 227V228H263ZM259 230V229H258ZM263 229H261V231H262ZM264 232V231H263ZM260 233V232H259ZM260 242H264V241H260ZM261 248H260V247ZM259 247V249H257ZM8 250H4L2 253H0L2 256H4V257H2L3 258V260H4V258H7L9 255H11L12 254V250H13V252L15 251L14 249H9L8 247H6ZM257 250V251H256ZM262 251V252H263ZM16 253H17V251H16ZM19 254H22V253H20V252H18ZM15 254V253H14ZM24 254V253H23ZM258 254H260L261 255V257L260 256H258ZM17 256H20V255H18L17 254ZM24 256V258H25V260H26V262L27 263H25L24 262V264H37V261L35 260V259H33L31 256H29V255H27V254H24L23 255ZM12 257V256H11ZM8 258H10V257H8ZM264 259V258H263ZM2 259H1V261H3ZM25 260H23V261H25ZM9 261V260H8ZM5 262H7V260L5 261ZM16 262V261H15ZM20 262V261H19ZM18 262V263H19ZM3 262H1V264H2ZM14 263V260H13V262H12V264ZM256 263V264H257ZM6 264V263H5ZM9 264H11V262H9ZM21 264H23V262H21ZM261 264V263H260Z\"/></svg>",
  "mask_w": 264,
  "mask_h": 264
},
{
  "label": "water",
  "instance_id": "water-1",
  "mask_svg": "<svg viewBox=\"0 0 264 264\" xmlns=\"http://www.w3.org/2000/svg\"><path fill=\"white\" fill-rule=\"evenodd\" d=\"M97 5H102L101 3H96ZM246 21H243V22H238L239 24H242V23H245ZM205 23V22H204ZM237 23V24H238ZM206 24V23H205ZM205 24H203V25H205ZM195 28V27H198L196 24H194V26H192V28ZM197 30V29H196ZM195 30V31H196ZM217 32V31H216ZM215 33V32H214ZM213 33V34H214ZM217 33H219V32H217ZM182 35H187L189 38H191L192 39V42H194V43H196V44H200V45H205V41H207V42H211V41H215V40H213V37H210V38H208V39H205V40H199L196 36H193V35H191L190 34V32H189V30L188 31H184V32H182ZM209 36H211V35H209ZM192 47V46H191ZM185 49H187V47L185 48ZM172 50V49H171ZM15 113V112H14ZM0 117H2V116H0ZM2 119H3V117H2ZM7 123V122H6ZM10 131V132H9ZM5 132V133H4ZM6 132H8V133H12L13 132V130H11V129H7V130H4L2 133L3 134H0V138L2 137V135H5L6 134ZM8 133H7V135H8ZM9 135H11V134H9ZM13 135H11L10 137H12ZM4 138V137H3ZM2 142V141H1ZM0 142V143H1Z\"/></svg>",
  "mask_w": 264,
  "mask_h": 264
},
{
  "label": "clouds",
  "instance_id": "clouds-1",
  "mask_svg": "<svg viewBox=\"0 0 264 264\" xmlns=\"http://www.w3.org/2000/svg\"><path fill=\"white\" fill-rule=\"evenodd\" d=\"M156 11H163V0H161V3L156 7Z\"/></svg>",
  "mask_w": 264,
  "mask_h": 264
}]
</instances>
